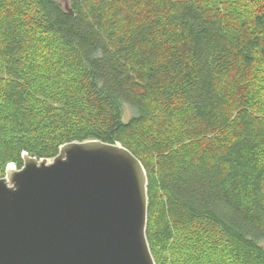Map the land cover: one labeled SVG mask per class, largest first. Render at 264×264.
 <instances>
[{"label": "trees", "instance_id": "16d2710c", "mask_svg": "<svg viewBox=\"0 0 264 264\" xmlns=\"http://www.w3.org/2000/svg\"><path fill=\"white\" fill-rule=\"evenodd\" d=\"M66 1L0 0V176L119 142L156 264H264V0Z\"/></svg>", "mask_w": 264, "mask_h": 264}, {"label": "water", "instance_id": "95a60500", "mask_svg": "<svg viewBox=\"0 0 264 264\" xmlns=\"http://www.w3.org/2000/svg\"><path fill=\"white\" fill-rule=\"evenodd\" d=\"M22 161L0 176V264H156L147 176L129 149L74 140L53 158Z\"/></svg>", "mask_w": 264, "mask_h": 264}, {"label": "rangeland", "instance_id": "374dc122", "mask_svg": "<svg viewBox=\"0 0 264 264\" xmlns=\"http://www.w3.org/2000/svg\"><path fill=\"white\" fill-rule=\"evenodd\" d=\"M121 109H122V119L127 120L129 118V116L132 114V109L126 103H122ZM1 176H3V175H1Z\"/></svg>", "mask_w": 264, "mask_h": 264}]
</instances>
